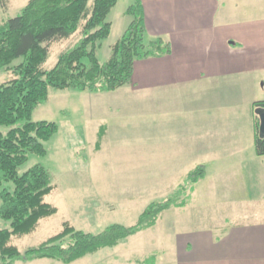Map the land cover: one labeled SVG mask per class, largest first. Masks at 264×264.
I'll list each match as a JSON object with an SVG mask.
<instances>
[{
  "label": "crops",
  "instance_id": "0c3cea01",
  "mask_svg": "<svg viewBox=\"0 0 264 264\" xmlns=\"http://www.w3.org/2000/svg\"><path fill=\"white\" fill-rule=\"evenodd\" d=\"M28 1L0 0V18L17 15ZM142 2L147 38L163 37L171 52L136 61L131 83L97 93L118 98L102 111L132 116L136 142L147 144L148 173L164 175L158 182L165 189L206 167L185 207L212 208L211 216L187 217L170 264H264V155L255 151L264 0ZM107 132L101 126L100 140Z\"/></svg>",
  "mask_w": 264,
  "mask_h": 264
},
{
  "label": "trees",
  "instance_id": "16d2710c",
  "mask_svg": "<svg viewBox=\"0 0 264 264\" xmlns=\"http://www.w3.org/2000/svg\"><path fill=\"white\" fill-rule=\"evenodd\" d=\"M118 2L29 0L17 15L0 18V70L13 74L12 79L0 83V127L8 128L0 129V264L37 259L70 264L105 247H115L154 227L166 210L185 207L194 183L206 175L204 165L191 170L173 194L148 205L134 225L114 223L100 232H90L65 223L60 233L25 252L12 244L13 236L34 232L41 219L58 211L45 201L54 185L43 165L20 173L30 155L47 154L45 144L59 130L55 122L32 119L34 110L49 99L50 89L115 91L131 83L136 61L171 52L170 42L163 37L147 41L143 2L136 0L126 10L131 23L112 45L109 59L101 61L98 49L111 35L109 15ZM77 32L82 34L80 40L62 51L53 67H46L52 45ZM19 59L22 61L16 64ZM255 105L264 108V101ZM259 125L257 114L255 151L263 156L264 137L259 134ZM151 262L155 263V256Z\"/></svg>",
  "mask_w": 264,
  "mask_h": 264
},
{
  "label": "rangeland",
  "instance_id": "374dc122",
  "mask_svg": "<svg viewBox=\"0 0 264 264\" xmlns=\"http://www.w3.org/2000/svg\"><path fill=\"white\" fill-rule=\"evenodd\" d=\"M129 3L130 0H121L109 15L113 31L98 49L101 61L109 59L112 45L121 38L132 21V17L125 14ZM81 37L82 34L77 32L70 39L54 43L46 67H53L59 54L73 47ZM21 61L19 59L15 63ZM12 78V73L0 70V83ZM123 100L124 97L121 98ZM117 105L119 102L116 94L51 88L47 102L34 110L33 121L55 122L59 130L46 142L47 154L30 155L29 160L20 168V173L37 164L43 165L54 185V190L45 197V201L58 211L41 219L34 232L13 236L12 244L21 252L60 233L65 223L90 232H100L114 223L134 225L148 205L168 198L175 191L177 186L165 189L164 181L158 182L164 179V175H149L147 144L146 141L136 142L132 116L100 109V106ZM103 125L107 126L108 132L100 140L99 131ZM0 129L7 131L8 128ZM142 137L146 139V134ZM98 142L99 150L95 151ZM210 211L212 208L193 205L173 207L162 214L156 227L70 264H151L153 256L156 264H170L175 256L173 242L183 234L181 227L187 224V217L196 214L205 217L208 214L210 217ZM2 225L9 226V223L3 222ZM166 249L169 250L166 252ZM164 250L165 255L162 254ZM15 264L66 263L37 259L32 262L18 261Z\"/></svg>",
  "mask_w": 264,
  "mask_h": 264
},
{
  "label": "water",
  "instance_id": "95a60500",
  "mask_svg": "<svg viewBox=\"0 0 264 264\" xmlns=\"http://www.w3.org/2000/svg\"><path fill=\"white\" fill-rule=\"evenodd\" d=\"M257 114L260 118L259 134L261 137H264V108H258Z\"/></svg>",
  "mask_w": 264,
  "mask_h": 264
}]
</instances>
